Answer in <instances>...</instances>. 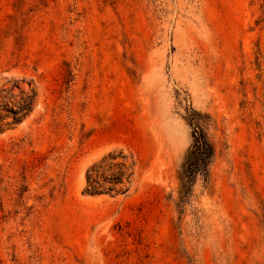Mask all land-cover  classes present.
Instances as JSON below:
<instances>
[{
    "label": "rangeland",
    "instance_id": "obj_1",
    "mask_svg": "<svg viewBox=\"0 0 264 264\" xmlns=\"http://www.w3.org/2000/svg\"><path fill=\"white\" fill-rule=\"evenodd\" d=\"M119 151L129 190L84 192ZM0 264H264V0H0Z\"/></svg>",
    "mask_w": 264,
    "mask_h": 264
},
{
    "label": "trees",
    "instance_id": "obj_2",
    "mask_svg": "<svg viewBox=\"0 0 264 264\" xmlns=\"http://www.w3.org/2000/svg\"><path fill=\"white\" fill-rule=\"evenodd\" d=\"M34 93L25 94L14 103V115H27L32 111ZM184 121L191 130V143L187 148L177 170L178 199L182 203L190 194L197 179L207 183L209 167L215 155L212 140L208 134L210 117L194 109H188ZM120 158V161H115ZM135 160L122 151L107 154L94 163L85 173L84 192L94 195H123L130 187Z\"/></svg>",
    "mask_w": 264,
    "mask_h": 264
}]
</instances>
